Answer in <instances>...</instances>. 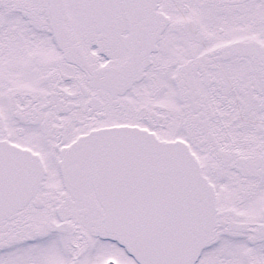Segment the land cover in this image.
Wrapping results in <instances>:
<instances>
[{
  "label": "snow or ice",
  "instance_id": "obj_1",
  "mask_svg": "<svg viewBox=\"0 0 264 264\" xmlns=\"http://www.w3.org/2000/svg\"><path fill=\"white\" fill-rule=\"evenodd\" d=\"M0 264H264V0H0Z\"/></svg>",
  "mask_w": 264,
  "mask_h": 264
}]
</instances>
